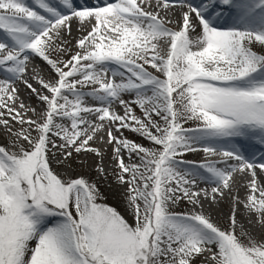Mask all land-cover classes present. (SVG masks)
I'll return each mask as SVG.
<instances>
[{
	"label": "snow or ice",
	"instance_id": "snow-or-ice-1",
	"mask_svg": "<svg viewBox=\"0 0 264 264\" xmlns=\"http://www.w3.org/2000/svg\"><path fill=\"white\" fill-rule=\"evenodd\" d=\"M0 264H264V0H0Z\"/></svg>",
	"mask_w": 264,
	"mask_h": 264
},
{
	"label": "rangeland",
	"instance_id": "rangeland-1",
	"mask_svg": "<svg viewBox=\"0 0 264 264\" xmlns=\"http://www.w3.org/2000/svg\"><path fill=\"white\" fill-rule=\"evenodd\" d=\"M75 25V22L73 23ZM76 32H77V36L78 37L80 35V32L77 31V25H76ZM259 51V49H257ZM37 64H40L39 61L36 62ZM39 71V69H37ZM46 74V71L45 73ZM21 87V96L25 99V102H29V93H28V90H26L22 85L20 86ZM31 103L33 105L36 104V100H35V97H31ZM138 111V110H137ZM190 126V125H189ZM126 135H130L129 133H125ZM146 143V142H145ZM95 158L94 157H89L88 158V161H89V164H91L93 162ZM188 159H194L195 160V157L191 155H189ZM93 176H95V173H91ZM108 183H111V187H108ZM108 183H101V189L102 191H104L106 197H107V200L105 201L107 204L109 205H112V206H115L117 207L122 213H124L126 216H127V212L125 211V204H124V200H123V196H122V189H120L115 183H113L111 181V178H109V181ZM241 195H243V190L241 191ZM184 209V206L182 205L179 209H177L178 211L179 210H183ZM211 211H217V212H221L223 215H225V208L223 205L219 204L218 206H214ZM129 219H131V217H128ZM219 222L221 224L224 223V220H219Z\"/></svg>",
	"mask_w": 264,
	"mask_h": 264
},
{
	"label": "bare ground",
	"instance_id": "bare-ground-1",
	"mask_svg": "<svg viewBox=\"0 0 264 264\" xmlns=\"http://www.w3.org/2000/svg\"><path fill=\"white\" fill-rule=\"evenodd\" d=\"M73 37H76L78 34L76 32V23L75 25L73 24V32H72ZM193 157H195V160H201L203 159V153H199V154H192ZM243 189H241L242 191ZM221 205L224 206L225 208V215H223L221 212H217V211H211L212 215L214 218H217L218 220H224V217L227 215L228 211H229V205L227 202H223L221 203Z\"/></svg>",
	"mask_w": 264,
	"mask_h": 264
}]
</instances>
